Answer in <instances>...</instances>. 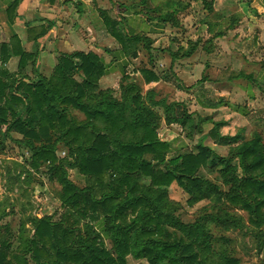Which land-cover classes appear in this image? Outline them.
<instances>
[{
  "label": "trees",
  "instance_id": "16d2710c",
  "mask_svg": "<svg viewBox=\"0 0 264 264\" xmlns=\"http://www.w3.org/2000/svg\"><path fill=\"white\" fill-rule=\"evenodd\" d=\"M198 1L212 11V4ZM147 2L121 8L143 16L140 5ZM168 4L173 11L163 14L147 6L150 14L146 19L180 27L178 18L190 4L178 0ZM100 17L104 29L128 57L137 58L139 51L150 52L153 41L146 35L123 32L122 25L106 11H100ZM10 44L2 47L5 51L11 47L12 55L20 57V73H9L4 65L10 57H2L0 143L12 133L22 136L16 143L29 150L31 168L38 172L48 165L59 186L53 194L67 210V219L73 220L69 227L50 218L36 220L34 239L27 251L35 264H128L129 256L148 264H239L223 246L214 252L212 236L203 224L187 225L180 220L177 209L168 204V188L176 183L190 197L191 206L215 199L245 210L256 227H263L264 136L231 139L237 146L231 147L230 157L198 145L195 152L167 160L172 145L158 135L161 122L194 126L186 110L176 112L179 104L151 103L143 96L140 82L130 77L122 78L118 91L101 89L99 81L105 70L93 53L62 55L50 77L31 81L22 71L34 57L21 51L17 37H12ZM197 47L198 42L191 44L189 53ZM141 74L148 78L150 73L142 70ZM74 112L82 114V119L73 116ZM61 143L70 150L71 168L87 179L85 188L71 181L59 162L56 151ZM203 168L216 169L217 183L201 175ZM94 222L101 224L99 231L90 224ZM105 241L111 243L112 252ZM213 257L218 258L217 263ZM0 264L28 261L11 252L4 242Z\"/></svg>",
  "mask_w": 264,
  "mask_h": 264
},
{
  "label": "crops",
  "instance_id": "0c3cea01",
  "mask_svg": "<svg viewBox=\"0 0 264 264\" xmlns=\"http://www.w3.org/2000/svg\"><path fill=\"white\" fill-rule=\"evenodd\" d=\"M234 8L235 25L220 30L219 24H213V46L200 47L198 43L189 53L184 36L192 33L195 42H204L210 34L204 22L188 27L184 18L196 22L194 12L181 14L180 27L173 28L120 12L107 0H0V69L2 57L8 55L4 68L11 74L20 73V57L12 55L11 47L6 51L2 47L9 45L12 37H17L22 52L34 57L22 71L31 81L49 76L62 55L93 53L105 70L99 81L101 89L117 91L123 77L137 79L151 103H177L189 115L207 119L203 128H213V137L206 138L217 149L226 138L241 141L255 134L264 136V0H224L220 9L223 18L227 20ZM100 11L108 12L127 31L150 38V52L128 57L104 29ZM142 70L150 73L148 78ZM157 110L162 113L161 108ZM164 128L172 140H162L172 145L171 154L189 147L187 140L174 138L171 127L163 123Z\"/></svg>",
  "mask_w": 264,
  "mask_h": 264
},
{
  "label": "rangeland",
  "instance_id": "374dc122",
  "mask_svg": "<svg viewBox=\"0 0 264 264\" xmlns=\"http://www.w3.org/2000/svg\"><path fill=\"white\" fill-rule=\"evenodd\" d=\"M114 8H117L120 12H123L124 6L139 5L142 0H107ZM183 4H190V8L185 10L181 14L193 13L195 14V20L193 18H184L188 27L195 28L200 22L208 21L209 24H202L207 26V30L210 34L207 39L202 42L194 41L193 34L184 36L183 42L189 48L191 44L199 43L200 47H212L213 46V24L225 28L226 26L233 27L235 25L233 19L237 18V9L231 10V15L227 16V20L223 18L220 10L224 5V0H206L207 3L212 4V11L209 12L204 9L202 1L198 0H178ZM169 0H148L147 5H140V9L143 10V16L147 18L150 11L146 9L149 6L152 10L159 9V14L172 12L173 9L168 4ZM136 5V6H137ZM180 14V17L182 16ZM234 14V15H233ZM155 16L156 14H151ZM189 20V21H188ZM226 21V22H225ZM234 23V24H233ZM170 27H173L170 24ZM212 27V28H211ZM175 28V27H173ZM123 32H128L124 25L120 28ZM215 29H217L215 27ZM200 29V35H202ZM186 40H188L186 42ZM73 54V53H72ZM70 55V54H66ZM58 64V63H57ZM56 68V67H55ZM54 71V70H53ZM51 72V74L53 73ZM50 74V75H51ZM47 76L46 78L50 77ZM76 80L80 81V76H76ZM119 89V88H118ZM117 89V91H118ZM118 95V94H117ZM182 107L178 108L177 113L185 111ZM160 112V111H159ZM187 112V110H186ZM161 113V112H160ZM188 114V112H187ZM73 116H77L80 120L83 115L74 112ZM192 124L194 126L182 127L179 124L173 123L171 126L166 122H161L158 135L163 133L161 140L169 139L166 137L165 128L162 130V124L167 127H171L170 131L174 138H180L187 140L189 147L186 150L180 151V153L169 154L167 160L173 157L195 152V148L198 145L209 147L211 151L221 157H230L231 147L237 146L236 143H232L230 138H226V141L218 143L220 147L215 149L213 144H210L206 137H213V128H203L207 123V119L204 117H193L190 115ZM178 125V126H177ZM216 130H219L218 128ZM205 134V136H204ZM196 137V140H195ZM22 136L16 133H12V137L7 139L4 143H0V247L6 242L10 251L23 256L28 264H35L30 255L27 254L28 244L31 239H34L35 222L43 218H50L54 223L64 224L69 227L73 223V220L67 219L68 212L65 208L61 207L60 202L55 198L53 192L54 189H59L57 182L52 179L51 174L48 171V165H43L37 172L30 166L31 154L24 145H19L16 141H20ZM54 139H56L54 137ZM1 142V138H0ZM210 144V145H208ZM225 145V147H224ZM223 146V147H222ZM214 148V149H213ZM56 156L63 164L68 173V178L73 181L77 186L85 188L88 185L87 179L81 176L76 169H72V158L70 156V150L61 143L56 151ZM201 175L209 181L217 183L219 180L216 169L203 168ZM190 197L181 189L176 183L168 188V204L177 209V215L184 224H203L206 232L212 236V247L214 252H218L220 246L224 247V251L228 255L237 260L239 264H263L264 255V226L256 227L252 222V216L245 210L237 207H231L226 203H218L215 199L203 200L195 205H189L188 201ZM214 220L212 221L211 217ZM225 220L228 223H221ZM254 220H258L254 218ZM234 223V224H231ZM81 223L80 229L85 231ZM94 224L97 231L99 228L97 224ZM229 224V225H227ZM222 239V240H221ZM221 240V241H220ZM106 248L112 252V245L109 241H105ZM217 263L218 258L213 257ZM128 264H148L145 260H135L132 256L127 258Z\"/></svg>",
  "mask_w": 264,
  "mask_h": 264
}]
</instances>
